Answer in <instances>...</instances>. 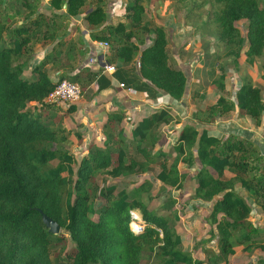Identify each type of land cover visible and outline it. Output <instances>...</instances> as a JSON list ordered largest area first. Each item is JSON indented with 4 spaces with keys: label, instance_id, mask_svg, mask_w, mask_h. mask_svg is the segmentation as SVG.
Listing matches in <instances>:
<instances>
[{
    "label": "trees",
    "instance_id": "trees-1",
    "mask_svg": "<svg viewBox=\"0 0 264 264\" xmlns=\"http://www.w3.org/2000/svg\"><path fill=\"white\" fill-rule=\"evenodd\" d=\"M190 1L210 6L206 21L193 28L203 35L214 33L223 47L222 56L234 68L240 58L253 67L264 54V2L177 0ZM144 2L129 0L122 14H112L108 20L104 0H48L49 16L38 11L40 0H0V264H140L143 255H155L157 264H227L240 248L264 252L258 228L250 222L252 210L236 193L238 186L264 214V155L254 143L232 134L216 137L191 124L176 133L173 153L188 169L196 168L194 199L213 201L207 221L219 254L212 260L208 257L207 263L182 249L174 225L177 217L170 223L130 199L124 189L107 183L155 167L163 187L182 188L185 177L176 164L169 163L168 154L154 153L159 127L179 124L169 109L142 117L129 131L124 113H109L100 129L102 140L91 143L80 161L58 149L70 133L53 115L56 103L47 98L58 82L70 78L73 67L70 63V71L61 73L57 81L49 79L47 66L59 63V47L32 69L31 78L23 76L22 61L32 58L34 46L51 44L64 34L71 17L84 14L90 40L107 45L104 63L114 66L111 76L124 88L130 89L139 79L172 101L184 97L187 78L170 66L166 29L146 20ZM240 22L246 23L245 36L238 28ZM135 60L138 76L130 77L126 69ZM101 71L82 69L70 80L81 94L92 84L100 91L110 86ZM224 80L222 72L212 81L220 93L225 90ZM140 92L136 93L143 98ZM235 111L264 130L261 90L248 80L242 81L234 102L220 96L198 118L209 126ZM38 210L68 235L72 248L61 251L66 237L49 234ZM131 211L141 217L139 233L129 228Z\"/></svg>",
    "mask_w": 264,
    "mask_h": 264
},
{
    "label": "rangeland",
    "instance_id": "rangeland-1",
    "mask_svg": "<svg viewBox=\"0 0 264 264\" xmlns=\"http://www.w3.org/2000/svg\"><path fill=\"white\" fill-rule=\"evenodd\" d=\"M128 1L104 0V8L108 15L107 19L109 20L112 12L122 14ZM259 1L264 2V0ZM144 5L146 20L166 29L169 64L185 74L187 87L183 101H170L166 98V95L161 92L157 93L145 81L134 80L130 85V92L141 91L143 99L150 102L146 105L142 103V107L138 109L135 117L138 119L139 117L148 116L156 110L167 108L172 116L179 121V124L171 123L159 127V141L154 148V153L162 151L168 154L169 163H175L179 174L183 175L185 179L182 188L179 190L170 187L165 188L156 179L157 169L150 167V170L144 174L115 180L107 179V183L115 185L117 189H124L130 199H136L143 205L148 206L150 211L168 218L170 223H173L174 216L177 217L179 221L174 222V225L181 236L182 249L190 253L193 258L207 263L208 257L212 260L219 254L216 240L211 236L212 226L207 221L213 201L204 203L194 199L191 190L193 187L192 178L195 176L196 168L188 169L182 165L179 162V157L173 153L172 146L177 131L184 124H191L198 130L217 127L216 122H218V119L212 125H202L198 118L201 117L199 112L203 111L206 106L213 104L220 96L234 102L235 94L243 80L250 81L261 90L264 103V54L256 59L253 67L247 66L243 62V58H240L238 68H234L232 61L222 56L223 47L217 42L214 33L203 35L193 28V24L200 25L206 21L210 13L208 4L196 6V3L192 1L182 4L177 0H145ZM238 28L245 36L246 23H238ZM76 58L73 59L75 63H77ZM220 68H223V71H220ZM126 70H128L130 77L134 73L137 77V60ZM222 72L225 74L224 93H220L216 86L212 84V81L217 80ZM68 80L71 81L70 78ZM95 90L94 87L86 88L80 99L75 103L59 102L54 104L56 106L53 112L54 117L70 133L68 140L58 149L72 155L77 161H80L87 154L86 151L91 143H97L95 138L98 131L95 126L84 122L86 112L90 106L93 105V108H98L92 102L96 94ZM136 94L139 97L138 93H135V96ZM155 94L157 95L155 96ZM70 108L73 111L70 112L68 110ZM236 113L235 111L222 117V122L226 123L227 121L231 125H235L234 122L236 121L234 119L238 118L235 117ZM245 123L249 126V122L246 120L238 121V124H240L238 126L246 127ZM124 126L126 131H129L132 124L129 122L125 123ZM219 128L225 131L223 124H219ZM78 135L80 141H78ZM243 198L254 210L248 195H243ZM254 211L259 213L257 209ZM132 213H136L141 219L137 211ZM263 223L264 220H261L258 229V241L264 245ZM59 234H63L67 239L66 248L61 251H68L73 247L68 235L64 234L62 230ZM263 260L264 252L260 253L256 250L245 252L240 248L234 256L228 257L227 264H259ZM158 262L155 255H143L140 264H157Z\"/></svg>",
    "mask_w": 264,
    "mask_h": 264
},
{
    "label": "crops",
    "instance_id": "crops-1",
    "mask_svg": "<svg viewBox=\"0 0 264 264\" xmlns=\"http://www.w3.org/2000/svg\"><path fill=\"white\" fill-rule=\"evenodd\" d=\"M38 11L41 14L47 16L50 15L51 12L49 10L48 0H40ZM112 14L119 15V13L117 14L114 12H112ZM83 17L84 14L76 18H69L66 21L67 28L65 30V33L61 36H58L55 42L47 44L45 46H34V53L32 58L23 59L24 62L22 61L23 76L26 79L32 77V69L40 62H42L44 57L50 55L53 52L54 47H59V51H62V53H60L59 55L60 61L56 66H47V74L51 81H56L58 76L64 71H70V63L73 67V69L68 73V77L70 78L75 76L82 69H88L90 73H96L98 72V69L102 70L100 63L102 61L104 62L106 49H102L99 43L92 42L90 40V31L88 30L87 25L83 20ZM58 42L59 44L57 45ZM75 57H77V63L73 61ZM60 65H63V67L59 69L58 67H60ZM100 74H102V71ZM103 75H106L110 80V86L100 91L97 90L98 87L94 84L89 86V88L94 87L96 89V94L93 97L94 99L92 100V102L94 103V105L98 106V108L95 109L92 107L93 105H91L86 112V119L84 121L88 122V124H90L91 126H95V129L98 131V135L95 138L97 144L102 140L100 129L106 121V117L109 113L122 112L126 115V120L128 121L127 123L130 122L132 125H134L138 123L142 118L139 117L138 119H136L135 117V114L136 112H138V109H141L142 103H144V105L150 103L148 101H145L142 97H138L137 94L135 96L136 92L133 93V91L130 92V89L124 88L117 80L112 78V74ZM166 98L172 101L167 95ZM236 116L238 118L234 119V121L237 122H234L235 125H231V123L227 121L226 123H223L221 118H219L218 122H216L218 126L214 127L213 129H208L209 133L216 137H221L222 135L228 134L235 135L241 139H245L257 145L260 152L264 155V142L262 140L264 133L263 127L255 128L250 119L240 117L238 113H236L235 117ZM240 120L248 121L249 126H247L246 123V127L238 126L240 125L238 124V121ZM219 124H223L225 131L219 128ZM131 127L132 126H130V129ZM99 137L101 139H98ZM236 193L241 197H243V195L247 196V194L238 186L236 188ZM248 205L250 206L249 203ZM252 206L254 207V210L257 209L259 213H256L257 211L255 212L250 206L252 210L250 222L252 223V225L256 226L259 229V224L261 223V220H264V214L260 212V210L253 204V202Z\"/></svg>",
    "mask_w": 264,
    "mask_h": 264
},
{
    "label": "built area",
    "instance_id": "built-area-1",
    "mask_svg": "<svg viewBox=\"0 0 264 264\" xmlns=\"http://www.w3.org/2000/svg\"><path fill=\"white\" fill-rule=\"evenodd\" d=\"M99 45L101 46L102 49H106L107 45L105 43H99ZM103 62V61H102ZM101 64L102 67V74H113L115 72V68L114 66H109L107 64H105L104 62ZM81 97V89L80 87L75 84L72 83L69 80H63L57 83L56 87L54 88V90L49 94L47 101L48 102H53V103H75L77 102ZM133 211H131L130 217H131V221L129 223V226L131 223L133 222H137L140 225L139 229H130L135 232V233H139L142 231L143 229V224L141 219L138 217V215L132 213Z\"/></svg>",
    "mask_w": 264,
    "mask_h": 264
},
{
    "label": "water",
    "instance_id": "water-1",
    "mask_svg": "<svg viewBox=\"0 0 264 264\" xmlns=\"http://www.w3.org/2000/svg\"><path fill=\"white\" fill-rule=\"evenodd\" d=\"M65 8V5H64ZM183 101V98L181 99ZM38 213L41 216V221L44 227L47 229L48 233L57 236L60 233V227L57 223H55L52 219L47 217L41 210H38Z\"/></svg>",
    "mask_w": 264,
    "mask_h": 264
},
{
    "label": "bare ground",
    "instance_id": "bare-ground-1",
    "mask_svg": "<svg viewBox=\"0 0 264 264\" xmlns=\"http://www.w3.org/2000/svg\"><path fill=\"white\" fill-rule=\"evenodd\" d=\"M139 225H140L139 223H137V222H133V223L130 224L129 227H130L131 229H134V230H135V229H139V228H140Z\"/></svg>",
    "mask_w": 264,
    "mask_h": 264
}]
</instances>
